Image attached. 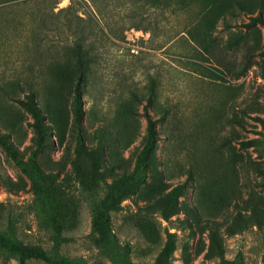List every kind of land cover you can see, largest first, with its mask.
I'll return each mask as SVG.
<instances>
[{
    "label": "rangeland",
    "instance_id": "1",
    "mask_svg": "<svg viewBox=\"0 0 264 264\" xmlns=\"http://www.w3.org/2000/svg\"><path fill=\"white\" fill-rule=\"evenodd\" d=\"M44 14L95 29L79 121L75 52L39 76L37 105L20 100L24 36ZM105 206L130 264L169 241L171 264H264V0H0V231L114 264L93 227ZM0 264L23 263L0 245Z\"/></svg>",
    "mask_w": 264,
    "mask_h": 264
},
{
    "label": "trees",
    "instance_id": "2",
    "mask_svg": "<svg viewBox=\"0 0 264 264\" xmlns=\"http://www.w3.org/2000/svg\"><path fill=\"white\" fill-rule=\"evenodd\" d=\"M68 7L61 8L60 10H67ZM46 14V13H45ZM42 15L36 19V23L32 26L31 34L25 37L24 51L27 54H33L35 63L28 65L23 71V80L29 85L30 92L28 93V99H20L22 102L37 105L38 93L37 84L40 83V75L45 76V81L52 77V70L56 65L63 63L62 51L65 56L69 52H75L77 54L79 64V74L77 84L75 86L77 96V111L76 119L79 121L81 118V86L84 80L85 72V59L86 56H90V53L94 50V42L88 40L89 31L93 32L94 26L91 23H83L81 20L75 19L71 16H66L64 19L59 15L47 16ZM78 17L83 18L78 15ZM98 28H101L96 21ZM46 28L54 30L56 32V39L52 38L49 31ZM89 30V31H87ZM72 37V40L67 38ZM64 40V41H63ZM61 51V52H60ZM33 58V56H32ZM33 59V60H34ZM38 67V68H37ZM27 69V70H26ZM26 70V71H25ZM40 76V77H39ZM148 117V144L147 150L150 149L156 142L157 129L155 120L150 114ZM81 128H79L78 135L82 140ZM41 141L39 142V144ZM8 153L12 159L21 166L24 170L29 171L34 176L39 174L36 159L33 158L32 162H27L23 159L16 150L6 142H3ZM146 154V150H144ZM140 156L141 160L144 157ZM182 189V185H177L172 191L171 196H177ZM109 206H105L103 210H100L94 217L93 227L101 235L102 244L105 252L110 257L114 264H130L127 260L126 253L118 245L115 239V234L112 231L109 223ZM0 245L10 253L16 255L24 264L26 259L29 258H41L45 261L54 264H90L81 257H70L59 252L58 247L54 246L51 249L45 250L40 247L29 246L22 243L11 230L0 231ZM173 252V245L171 242H167L165 248L160 253L155 261V264H171V255ZM225 264H246L240 256L233 260H227Z\"/></svg>",
    "mask_w": 264,
    "mask_h": 264
}]
</instances>
